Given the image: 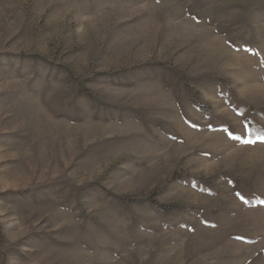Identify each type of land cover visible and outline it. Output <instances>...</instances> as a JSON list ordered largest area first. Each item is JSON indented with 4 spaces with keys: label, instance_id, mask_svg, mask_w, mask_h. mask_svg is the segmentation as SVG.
<instances>
[{
    "label": "rangeland",
    "instance_id": "rangeland-1",
    "mask_svg": "<svg viewBox=\"0 0 264 264\" xmlns=\"http://www.w3.org/2000/svg\"><path fill=\"white\" fill-rule=\"evenodd\" d=\"M0 264H264V0H0Z\"/></svg>",
    "mask_w": 264,
    "mask_h": 264
},
{
    "label": "snow or ice",
    "instance_id": "snow-or-ice-1",
    "mask_svg": "<svg viewBox=\"0 0 264 264\" xmlns=\"http://www.w3.org/2000/svg\"><path fill=\"white\" fill-rule=\"evenodd\" d=\"M243 199V197H241Z\"/></svg>",
    "mask_w": 264,
    "mask_h": 264
}]
</instances>
